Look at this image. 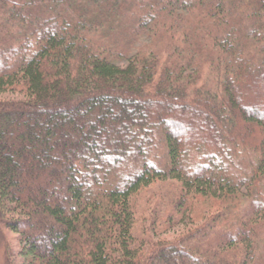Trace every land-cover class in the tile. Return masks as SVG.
Returning <instances> with one entry per match:
<instances>
[{
    "label": "trees",
    "instance_id": "16d2710c",
    "mask_svg": "<svg viewBox=\"0 0 264 264\" xmlns=\"http://www.w3.org/2000/svg\"><path fill=\"white\" fill-rule=\"evenodd\" d=\"M0 92L16 264H264V0H0Z\"/></svg>",
    "mask_w": 264,
    "mask_h": 264
},
{
    "label": "rangeland",
    "instance_id": "374dc122",
    "mask_svg": "<svg viewBox=\"0 0 264 264\" xmlns=\"http://www.w3.org/2000/svg\"><path fill=\"white\" fill-rule=\"evenodd\" d=\"M128 16H122V24L119 29L115 30H105L100 31L99 33H94L93 36H108V39L106 40L114 45V41L119 39V43L122 42V40L127 35V29L129 27L130 20L127 19ZM98 38V37H97ZM127 39V37H126ZM137 39V40H136ZM102 40V39H101ZM104 40V41H106ZM106 41V42H107ZM143 45H147L149 47H153V49L157 51H162L166 48L165 46V40L162 38V34H158L155 37H149L146 33L141 35L138 38H135L134 44L132 42V45H127L124 49L129 50L128 52L131 53L134 51L135 47H140ZM162 61V59H161ZM123 64V63H119ZM20 97V95L10 93V92H0V99L5 98H16ZM165 191L169 194H172L171 186L168 185H159V183H156L146 189H143L139 192V194L134 198V208L138 209L137 212L139 214L138 220H137V227L135 228V234L138 236V238L145 237L147 235H150L152 232L150 230H153L152 237L155 239H169L172 237H175L179 232L183 231V228L188 226L187 222L180 223L177 226L172 227L171 229H162L163 227H159L157 222L153 220L152 207H155V202L161 200L163 196H165ZM160 209L157 210L161 214V216H164V212H160ZM169 213V212H168ZM167 213V214H168ZM166 214V213H165ZM166 214V215H167ZM155 222V223H154ZM156 228H160L162 232H155L158 230H155ZM155 232V233H154ZM12 254V258H10V263L14 264L15 261L18 260V257L15 256V252L19 249V243L16 235L12 234L8 230H0V264H2L7 258L5 250H7ZM9 257V255H8ZM14 261V262H13ZM16 264V263H15Z\"/></svg>",
    "mask_w": 264,
    "mask_h": 264
}]
</instances>
